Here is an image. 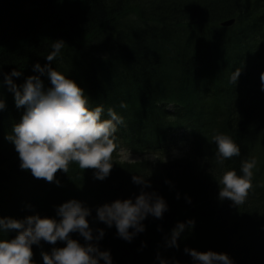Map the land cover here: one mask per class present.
<instances>
[{
  "label": "trees",
  "instance_id": "trees-1",
  "mask_svg": "<svg viewBox=\"0 0 264 264\" xmlns=\"http://www.w3.org/2000/svg\"><path fill=\"white\" fill-rule=\"evenodd\" d=\"M230 20V26H222ZM56 40L66 46L51 66L84 91L90 109L103 106L102 118H108L109 108L123 118L113 168L101 181L94 170L71 163L67 174L57 172L59 186L21 170L14 145L5 137L25 109L16 108L4 87L0 218L59 220L56 209L76 200L91 210L86 219L93 235L95 229L104 231L98 246L110 252L112 264H159L158 254L179 264L183 256L191 259L186 247L227 254L233 264H264V91L259 79L264 0H0V68L5 74L22 73L12 78L14 83L39 75L33 66L48 63ZM40 78L45 89L50 87L46 75ZM214 134L228 135L240 155L217 164ZM182 146L183 159L149 167L114 161L121 151L163 161ZM253 158V187L245 203L219 200L218 178L228 170L242 175V161ZM132 175L147 178L151 187L144 191L162 197L168 211L162 219L147 216L145 231L127 242L114 225L97 221L95 210L116 200L134 201L141 186ZM188 220L195 225L181 233L179 247H166L165 237ZM16 234L0 233V239ZM70 238L85 244L78 233ZM64 246L60 241L33 245V264H43L41 252Z\"/></svg>",
  "mask_w": 264,
  "mask_h": 264
},
{
  "label": "clouds",
  "instance_id": "clouds-1",
  "mask_svg": "<svg viewBox=\"0 0 264 264\" xmlns=\"http://www.w3.org/2000/svg\"><path fill=\"white\" fill-rule=\"evenodd\" d=\"M65 46L63 40L54 41L51 52L45 58L48 63L43 67L39 63L35 64L33 71L39 75L27 77L21 85L12 79L19 78L22 75L20 71L12 70L5 74L0 68V77H3L0 89L6 87L14 96L16 108L25 109L20 122L13 126L5 139L14 145L21 170L30 171L34 178L58 186L59 181L55 178L57 172L67 174L71 163L77 164L81 170H94L97 180L106 179L113 168L112 156L117 149L116 133L124 123L123 118L112 108L107 110L108 118H102L105 112L103 106L90 109L84 91L51 66ZM44 75L50 82L47 89L40 78ZM239 75L240 69H237L231 82L235 84ZM259 79L261 91H264V72ZM120 107L126 108L127 105L121 103ZM4 108V100L0 98V110ZM212 141L216 145L217 164L223 165L225 160L240 155V148L228 135L214 134ZM256 163L254 158L242 161V175H238L235 170L223 172L216 182L218 199L231 201L234 206L244 204L253 187ZM132 182L141 186L134 201L116 200L95 210L96 220L109 228L114 225L118 237L127 242L145 231L142 221L147 216L162 219L163 213L168 211L162 197L155 192L144 191L151 187L147 178L132 175ZM90 214L91 210L82 206L81 202L70 200L56 209L59 220L41 218L39 215L27 216L22 220L0 218V233H17L12 239H0V264H33L32 246H40L41 241L50 245L60 241L66 245L62 248L53 247L50 254L41 252L43 264H100L101 260L104 264H112L110 252L101 251L98 246L105 233L102 229H95L97 235H93V229L86 219ZM194 225V220L178 222L165 237L166 247L178 248L177 240L181 233L186 229L191 230ZM72 233H78L85 244L71 239ZM184 252L191 257L193 264H233L232 259L224 253L200 252L187 247ZM157 260L159 264H169L159 254Z\"/></svg>",
  "mask_w": 264,
  "mask_h": 264
},
{
  "label": "rangeland",
  "instance_id": "rangeland-1",
  "mask_svg": "<svg viewBox=\"0 0 264 264\" xmlns=\"http://www.w3.org/2000/svg\"><path fill=\"white\" fill-rule=\"evenodd\" d=\"M52 14L51 16L53 17ZM56 16V15H55ZM186 155V149L185 147H181L180 150L174 152L169 158L166 157L167 159H162L163 161L156 159L154 157H139L135 156L132 153L128 151H121L117 154L116 159H114L116 164H128L135 166L137 168L141 167H149L151 165L159 164V163H166V162H171L179 159H183ZM179 264H193V261L186 256H183Z\"/></svg>",
  "mask_w": 264,
  "mask_h": 264
},
{
  "label": "water",
  "instance_id": "water-1",
  "mask_svg": "<svg viewBox=\"0 0 264 264\" xmlns=\"http://www.w3.org/2000/svg\"><path fill=\"white\" fill-rule=\"evenodd\" d=\"M230 23L228 22V23H225V25H229Z\"/></svg>",
  "mask_w": 264,
  "mask_h": 264
}]
</instances>
